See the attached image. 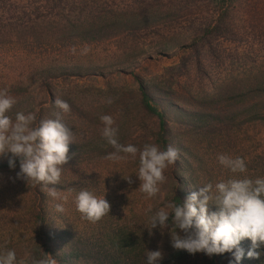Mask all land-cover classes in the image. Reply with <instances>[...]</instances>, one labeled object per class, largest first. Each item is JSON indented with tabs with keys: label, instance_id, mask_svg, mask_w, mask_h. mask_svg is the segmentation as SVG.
Returning a JSON list of instances; mask_svg holds the SVG:
<instances>
[{
	"label": "rangeland",
	"instance_id": "374dc122",
	"mask_svg": "<svg viewBox=\"0 0 264 264\" xmlns=\"http://www.w3.org/2000/svg\"><path fill=\"white\" fill-rule=\"evenodd\" d=\"M239 2L234 31L194 47L193 42L216 19L208 0H117L109 9L137 13L148 4L162 9L168 23L136 39L99 46L76 37L81 24L86 19L90 23L96 14L89 0H0V89L7 88L17 100L9 115L14 119L16 112H34L38 123L60 112L73 131L74 145L84 150L70 163L69 183H59L64 188L57 191L67 199H54L44 191L48 232L73 229L91 247L117 257L129 249H123L118 240L126 233L140 241L145 256L147 250H161L160 264H188L182 254L189 253L172 248L170 229L163 233L153 229L149 236L146 228L149 217L175 193L176 164L166 170L160 192L148 198L137 190L138 156L119 162L104 158L113 148L101 136V115H111L117 134H125L119 143L138 148L155 143L159 122L139 107L140 82L169 94L190 112L223 113V118L234 119L229 132L216 136L193 135L179 128L184 143L195 149L192 160L199 187L234 177H264V123L246 116L250 102L264 106V0ZM58 66L75 75L49 82L50 72ZM56 98L70 105L69 113L55 106ZM108 98L113 103L108 104ZM219 154L242 157L247 171L231 173L218 162ZM8 157L10 153L0 160ZM18 171L0 172V252L15 250L17 264H24L36 249L46 251V243L43 226L36 219L33 185L18 179ZM128 175L131 184L123 178ZM81 189L105 195L111 205L109 215L96 223L82 219L74 203ZM58 203L63 204V212L56 210ZM259 251L264 257V247ZM197 254L201 252L192 255Z\"/></svg>",
	"mask_w": 264,
	"mask_h": 264
},
{
	"label": "clouds",
	"instance_id": "9594fccd",
	"mask_svg": "<svg viewBox=\"0 0 264 264\" xmlns=\"http://www.w3.org/2000/svg\"><path fill=\"white\" fill-rule=\"evenodd\" d=\"M106 102L111 104L113 100L108 98ZM16 104V98L7 88L0 89V157L10 153L8 163L12 169H15L18 158V179L28 185L43 184L50 197L66 200V197H60L55 187L47 186L60 183L63 168L72 158L69 146L75 143L73 131L63 123L60 112L54 119H41L38 123L34 112L19 111L13 119L9 113ZM54 104L65 114L71 110L70 105L60 98H56ZM99 119L103 124L101 136L113 148L104 158L119 162L129 158L135 160L138 156L139 167L135 175L140 185L137 190L148 198L155 197L166 182V170L180 159L179 149L172 145L162 149L156 143H145L142 148L121 144L114 118L101 115ZM217 160L233 174L247 171L242 157L219 154ZM123 178L132 183L130 175ZM74 203L81 218L91 223L109 215L111 209L105 195L98 197L87 189L76 194ZM210 205H215L216 210L210 212ZM55 207L58 212L64 211L62 203ZM149 225L146 227L149 236L153 235V229L158 228L161 233L170 229V243L175 250H185L189 254L201 252L208 256L231 253L234 259L229 264H239L245 256L240 243L250 239L247 256L259 259L262 253L257 249L264 247V177H234L215 185L207 183L198 187V191H192L183 203L167 202L149 217ZM163 258L161 250H147V264H160ZM0 264H17L15 250L0 252ZM33 264H57V261L44 252L42 258L34 260Z\"/></svg>",
	"mask_w": 264,
	"mask_h": 264
},
{
	"label": "trees",
	"instance_id": "16d2710c",
	"mask_svg": "<svg viewBox=\"0 0 264 264\" xmlns=\"http://www.w3.org/2000/svg\"><path fill=\"white\" fill-rule=\"evenodd\" d=\"M116 1L89 0L90 4L97 8L96 14H91L93 18L90 23L86 19L84 24H81L76 31V37L83 40L84 44L99 46L113 40L127 41L136 39L140 34L146 33L155 27H165L168 23L167 16L160 8L155 9L151 5L146 4L137 13L118 12L109 9L110 4ZM208 2L215 12L216 19L211 27L204 30L203 37L193 42L194 47L208 38L224 37L234 31L235 28L236 22H234V18L240 3L239 0H208ZM70 73L72 72L58 66V68L50 72L48 80L50 82V80L55 78L75 75ZM138 102L140 109L147 117L156 119L159 122V130L155 134V143L160 145L162 149H166L168 145L179 149L180 159L176 162V170L174 172L176 189L171 201L183 203L192 191H198L199 185L195 179L192 160L195 149L184 143L182 136L178 133L179 128L180 130L184 128V130L193 135L206 132L211 136H216L229 132L228 130L234 119H229L228 116L223 118L221 116L225 115L223 113L190 112L176 104L174 100L169 98V94L156 88L153 89L144 82H140ZM262 105L258 102H250L246 108V116L251 117L253 122L264 123V106ZM122 134H117L120 142H123ZM99 145L104 146L105 143ZM82 154H84V150L81 147L74 145V143L69 146V155L72 158L64 166L60 181L69 183L68 181L73 177L70 163ZM9 158L11 157L0 160V172L11 169L8 163ZM15 168H19L18 158L16 159ZM47 187H55L58 190L64 188L61 184L48 185ZM33 189L38 205L36 206V219L43 226V235L45 236L43 241L46 243V251L44 252L51 254L57 264H147L145 252L141 251L140 241L133 240L126 233H123L118 240L121 241L119 245L123 249L124 247L129 249H125L124 254L118 253L119 257H117L110 255L106 250L91 247L90 243L85 242L84 237L82 238L80 234L75 233L73 229L65 227L48 232L45 227L49 214L47 195L44 192L45 186L38 184L33 186ZM215 210V205L209 206L210 212ZM54 244L57 245V248H53ZM240 247L244 249L245 256L239 261V264H264L262 254L259 259L247 256V252L251 248L250 239L242 240ZM44 252L41 249H36L23 263L33 264L34 260L42 258ZM182 255L188 264H229L234 259L231 253L214 254L212 256L204 253L195 256L192 254Z\"/></svg>",
	"mask_w": 264,
	"mask_h": 264
}]
</instances>
